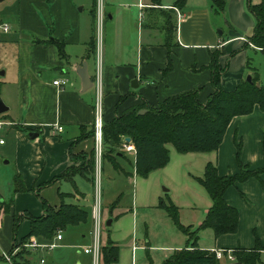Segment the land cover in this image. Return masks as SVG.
<instances>
[{"label":"crops","instance_id":"1","mask_svg":"<svg viewBox=\"0 0 264 264\" xmlns=\"http://www.w3.org/2000/svg\"><path fill=\"white\" fill-rule=\"evenodd\" d=\"M248 1L255 3L258 0H226L221 12L212 10L210 0H159L157 3L152 0L0 1V18L9 26L6 33H0V55L8 57L5 52H10L12 56V64L0 65V89L10 92V95L6 93L10 101H5L7 109L4 112L11 111L0 118L12 122L0 130V138L3 139L0 147L7 141V147L0 148L1 162L7 164L11 161L14 177L23 179L24 188L31 186L38 191L39 198L48 205H59V192L66 195L63 202L75 204L87 212L89 203L84 205V202L88 197L78 190L76 184V178L89 177L84 171L83 174H73L72 182L56 179L45 186H38L56 178L72 165L70 157L88 154L94 148L93 136L88 135L93 123L94 91L92 87L81 90L75 71L77 66L84 61L90 77L94 75L96 66L99 68L102 122L112 118L114 104L123 95L125 97L118 110L141 102L155 105L166 97L193 89H199L198 98L204 100L212 91L207 65L209 52L214 49H222L218 62L225 66L219 78L223 90H232L240 78L250 75L252 71L246 65L255 70L258 84L264 86L259 69L247 62L250 54L264 57V51L245 43V37L254 24L246 8ZM98 9L102 13L100 23L97 22ZM213 12L222 13L227 19L224 22L225 34L222 30L218 34L214 31ZM51 38L60 42L62 57L49 41ZM63 78L66 79L65 84H52L53 80ZM133 79L135 83H131ZM54 126L61 129L58 131ZM29 131L37 132V136L28 138ZM80 135L83 137L78 139ZM236 143L242 164L250 168L264 165V110L257 105L250 113L230 119L216 150L179 153L186 157L190 166L197 168L196 173H188L191 178H185L189 186L184 190L189 211L200 208L201 219L197 225L204 218L211 201L196 177L202 176L207 162L215 166L219 176L236 174ZM121 151L122 155L107 161L118 166V169L113 166L115 170L127 175L129 173L123 170L118 159L127 161L133 170L134 153ZM131 182L134 184L133 178ZM69 194L71 197H67ZM33 197V193L18 191L5 207L1 205L0 255L28 232V219L22 216L13 229V216L24 212L32 216L41 215L42 206ZM222 197L237 211L236 230L215 237L211 229H200L210 230L213 242L209 247L198 244L199 230L197 247L206 250L251 248L255 240L264 245V173H260L258 178L249 177L227 187ZM159 200L165 204L170 201L177 207L179 221L181 208L179 197L170 189H163V196L156 195L153 207L165 218L155 212L149 221L150 227L156 226V222L160 227L164 226L160 228L162 233L157 234L160 243L151 245L146 231L145 245L141 243L139 246L158 249L157 257L153 256L158 263L159 257L162 261L173 250L185 245L184 240L182 247L174 243L177 234L169 230L165 219H171L157 206ZM186 225L191 226L189 223ZM62 231H59L60 240L55 241L58 247L65 246L59 244L63 239ZM86 235L90 237L89 231ZM110 239L118 248L117 260L110 264H117L121 261V253L116 241ZM137 249L131 247L130 264H134ZM48 251L24 250L12 264H29L33 260H36L35 264H57L56 258L49 256ZM263 254L264 250L260 251V257ZM149 260L153 262L152 258ZM75 264H79L78 261ZM257 264H264V259Z\"/></svg>","mask_w":264,"mask_h":264},{"label":"trees","instance_id":"2","mask_svg":"<svg viewBox=\"0 0 264 264\" xmlns=\"http://www.w3.org/2000/svg\"><path fill=\"white\" fill-rule=\"evenodd\" d=\"M152 1L159 2V0ZM225 1L210 0V7L214 12H221ZM246 8L253 17L254 24L245 37V43L264 51V0H258L255 3L248 1ZM49 41L57 48L58 56L62 57L60 42L55 38H51ZM221 53L222 49H214L209 52L207 68L210 72L209 83L212 91L204 100L198 98L199 89H193L166 97L155 105L141 102L138 105L118 110L125 95L120 96L114 104L112 118L102 122L101 158L109 159L122 155L121 139L128 137L134 148L132 164L134 173L138 177H146L148 173L162 168L168 162L169 156L165 144H171L178 153L214 151L232 117L250 113L255 105L260 110H264V86L256 85L258 83L257 73L247 65L246 68L252 71L248 75V80L245 77L240 78L232 90L227 91L220 87L219 78L225 71V66H221L218 62V56ZM140 109H145L144 113H137ZM88 135L93 136V129H90ZM81 137L83 135L78 136V139ZM238 153L239 145L236 143L235 158L238 163L236 174L219 176L215 166L211 162H207L202 176L196 177V181L204 188L211 201L199 225L195 227L182 225L178 220L177 207L170 201L165 204L159 200L157 206L164 210L174 226L185 235L184 247L173 250L161 261V264H222L220 260L215 259L211 250L197 247V233L204 228L211 229L215 237L235 232L237 211L223 199V192L235 183L242 182L249 177L258 178L260 173H264V165L259 168H250L239 161ZM77 156L85 157L83 167L91 173L94 150L91 149L88 154H78ZM70 158L74 159L75 157ZM113 166L118 169L116 164ZM71 169L73 168L67 167L56 178L43 184L47 185L56 179H66L72 182L71 177L78 171L74 170L71 173ZM86 179L92 180V177L86 176ZM24 190L20 178L16 176L14 192ZM58 195L60 203L56 207L49 206L44 200H41L42 213L39 216H32L27 212L20 216H13V229L22 216L29 221L28 232L18 239L19 243L31 235L41 241L49 240L57 231L86 221L87 212L85 209L63 202L65 194L58 193ZM105 240V244L100 248L102 259L99 264H110L117 260L118 248L109 238L108 232ZM15 241L13 246L16 244ZM262 250H264V245H260L255 240L253 247L232 248L231 252L235 261L240 264H256L259 262ZM148 264H152L150 260H148Z\"/></svg>","mask_w":264,"mask_h":264},{"label":"rangeland","instance_id":"3","mask_svg":"<svg viewBox=\"0 0 264 264\" xmlns=\"http://www.w3.org/2000/svg\"><path fill=\"white\" fill-rule=\"evenodd\" d=\"M98 1L99 0H97V2ZM212 14V25L214 27V31L218 34L222 30L225 34L227 28L224 22L227 19L222 13L217 14L213 12ZM5 53L9 54L8 57H6L5 55H0V65L2 66L7 65L8 63L12 64V56L10 52ZM247 59L248 64H254L259 69L261 81L264 82V57L257 54H250ZM8 74L9 73H7L5 77H7ZM6 93L10 95V92H6L5 89H0V100L3 104L5 103V101H10L9 96H7ZM12 107H10V110H12ZM10 112L11 111L1 113V118L2 115L6 116L10 114ZM4 147H7L6 140L5 144L0 148L3 149ZM165 147L169 151L168 164L164 169L155 170L148 173L146 177L136 176L131 169V164L129 165L127 161L120 162V159H118V162L120 163L123 170L129 173L126 175L119 170H115L112 164L107 161V159H102L100 157V159L97 161L95 156L93 170L90 173L83 167L85 157L74 156L75 158L71 160L72 165H70V168H73L71 169V173L76 170L78 171V173L83 174L82 172L84 171L85 173L89 174V176H93V180H90L91 182L80 177L76 178L78 190L82 191L88 197V201L86 203L84 202V205L89 203V206L87 208V219L84 223H79L77 227L73 229H67L68 227L63 229V239L61 242H59V244L65 246L58 247V245H56L54 248H52V250L48 251L50 252L49 256L56 258L57 264H75L77 261L79 264H93L91 255L88 253L85 255L83 252V247L88 246L91 242V239L86 235V232L90 231L92 228V221L90 218L91 206L93 204H96L97 200L101 209V246L105 244V237L106 233L108 232L109 237L113 238L116 241L121 253V261L117 264H130V250L133 246L134 248H138L134 252V264H148V260L151 258L153 261L152 264L158 263L157 258H153V256L157 257V255L159 254L160 251H158V249H151V247L149 248V246L145 247L139 245H141V243L142 245H145V243H143V240L146 231L149 235V242L151 245L160 243V237L157 234L162 233V229L160 228H164V226L162 225L160 227L158 225V222H156V226L150 227L149 220L151 217L154 218L155 212H159V214H162V216L164 217L161 211H157L153 207L156 200V195L163 196V189H166V191L170 189L172 193L179 197L178 201L181 205L179 217L182 224L186 225L189 223L191 224V227H195L198 224L201 219L200 208L198 207L195 211L190 212L189 208L186 207L187 200L184 199L185 187L189 186L185 181V178H191L188 173H196L197 168L194 166H190L186 161V157L182 156V154L177 153L173 149L171 144H165ZM127 158L130 162L131 159L129 158V156H127ZM109 159L114 160V158ZM132 178L134 179V184L131 182ZM20 179L22 186H24L23 179ZM14 180L15 177L12 174V162L10 161L6 164L2 163L0 159V198L3 202L0 203V207L1 205L5 207L8 201L12 199L15 193ZM38 186L45 185L42 183ZM24 191L33 193V198L39 201L41 205V200L43 199L39 198L40 193H38V191L33 190L31 186L29 188H25ZM134 196L135 199H133ZM64 197H66V195ZM67 197H71V194L67 195ZM108 208H110V212ZM1 217L2 214L0 213V219ZM107 218H112V223L109 227L105 226L104 224ZM165 222H167L170 228L169 230H171L174 234H177V238L174 243H176L177 246L182 247L184 244L183 240L185 241V235L180 230H178L169 219H165ZM81 234H84L85 236L82 237ZM168 234L170 237V232ZM210 234V230H200L198 233L197 243L206 247L212 246L213 241ZM133 241H135V243ZM16 244H19V241H16ZM140 247L142 249H140ZM22 251L24 252V250L18 249L11 256L12 263L15 257L21 256ZM101 259L102 253L101 250H99L98 264L101 263ZM158 259L160 263V259L162 258L159 257ZM262 259H264V254L261 255V257L259 256L260 262ZM35 261L36 260L31 261L29 264H35ZM221 263L225 264V262Z\"/></svg>","mask_w":264,"mask_h":264},{"label":"built area","instance_id":"4","mask_svg":"<svg viewBox=\"0 0 264 264\" xmlns=\"http://www.w3.org/2000/svg\"><path fill=\"white\" fill-rule=\"evenodd\" d=\"M102 19L101 10H97V22L100 23ZM9 29L8 24L0 18V33H6ZM94 75L92 76V83L91 87L94 91V104H93V142H94V156L96 157L97 161L101 157V127H102V117H101V84H100V73L99 68L96 66L94 71ZM66 83V79H56L52 81L53 85H63ZM12 125V122L3 120L0 118V130L4 127H9ZM56 130H60V126H54ZM3 143V139L0 138V144ZM121 148L124 151L134 153V148L129 140L126 142L124 138L121 139ZM91 221H92V228L89 231L91 242L88 246L83 247V252L88 253L91 255L92 263L98 264L99 258V250L101 246V209L96 201V204L91 206ZM61 235L59 231H57L49 240L41 241L35 236H29L25 241L14 244L11 250L4 251L1 253L0 257L4 264H12L11 256L18 250L24 249L28 251H35V250H51L56 246L55 241L60 240ZM134 248V246L132 247ZM214 253V257L221 262L229 263L234 262L235 258L231 252V249H212ZM42 261V260H40Z\"/></svg>","mask_w":264,"mask_h":264},{"label":"water","instance_id":"5","mask_svg":"<svg viewBox=\"0 0 264 264\" xmlns=\"http://www.w3.org/2000/svg\"><path fill=\"white\" fill-rule=\"evenodd\" d=\"M2 1V0H0ZM77 75L79 76V79H80V85H81V90H85V89H88L89 87H91V83H92V77H90L87 72H86V64L84 61H82L78 66L77 68L75 69ZM2 73V72H0ZM246 80L249 79V76L247 75L245 77ZM131 83H135V80L133 79L131 81ZM136 85V84H135ZM256 85H258V83H256ZM7 107L2 103V101L0 100V113L6 111ZM145 109H140L138 110L137 113L139 114H142L144 113ZM27 136L28 138L32 139L34 137L37 136V132L35 131H29L27 132ZM129 138L128 137H125L124 138V141H128ZM105 226H109L110 224V218H107L104 222ZM226 264H240V262L238 261H234V262H229V263H226Z\"/></svg>","mask_w":264,"mask_h":264}]
</instances>
